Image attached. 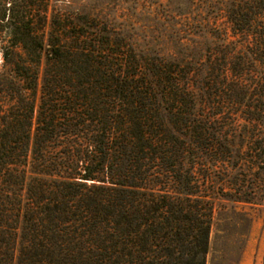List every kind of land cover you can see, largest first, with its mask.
<instances>
[{"label": "trees", "instance_id": "trees-1", "mask_svg": "<svg viewBox=\"0 0 264 264\" xmlns=\"http://www.w3.org/2000/svg\"><path fill=\"white\" fill-rule=\"evenodd\" d=\"M49 1L0 0V264H206L264 192V0L142 40Z\"/></svg>", "mask_w": 264, "mask_h": 264}, {"label": "rangeland", "instance_id": "rangeland-1", "mask_svg": "<svg viewBox=\"0 0 264 264\" xmlns=\"http://www.w3.org/2000/svg\"><path fill=\"white\" fill-rule=\"evenodd\" d=\"M229 1L231 0H50L48 13L50 15L65 9L71 12L80 10L97 15L103 20L115 19L118 23L117 27L129 29L138 40L154 34L162 38H171L179 32L182 36L188 37L194 33L192 30L185 32L179 27L178 30L169 28V23L176 21L181 24L186 23L185 20L192 17L187 15L189 11L186 10L191 3L194 6L205 7L211 2L210 8H206L209 9L207 14H199L195 11L193 19L187 23L194 19L196 21L209 19L212 26L206 25V32L212 35L223 34L228 30L226 13L217 8L222 2L226 5ZM155 2L159 3L158 7L153 4ZM8 9L7 4L6 9L0 8V17L5 19V23L14 17ZM177 10L184 12L177 13ZM149 11H152L151 15ZM158 19L165 22L166 27L161 26ZM8 34L7 29L1 34L0 65L3 62L2 49L8 45ZM257 193H259L257 196L259 204L233 205L228 201L219 203L206 264H264V192L259 190Z\"/></svg>", "mask_w": 264, "mask_h": 264}]
</instances>
